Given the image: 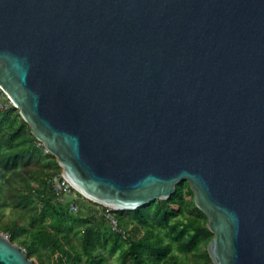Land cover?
Masks as SVG:
<instances>
[{"label":"water","instance_id":"obj_1","mask_svg":"<svg viewBox=\"0 0 264 264\" xmlns=\"http://www.w3.org/2000/svg\"><path fill=\"white\" fill-rule=\"evenodd\" d=\"M0 88L83 195L187 180L214 263L264 264V0H0Z\"/></svg>","mask_w":264,"mask_h":264},{"label":"trees","instance_id":"obj_2","mask_svg":"<svg viewBox=\"0 0 264 264\" xmlns=\"http://www.w3.org/2000/svg\"><path fill=\"white\" fill-rule=\"evenodd\" d=\"M0 97L10 100L1 88ZM62 172L57 157L35 136L19 108L12 103L1 104L0 229L9 231L10 239L24 246L30 258L36 256L38 264H44L42 248L58 256L57 264H84L83 258L91 264H106V256L97 248L105 238L112 251L119 250L122 264L165 261L175 254L174 247L187 255L202 253L188 264H215L208 252L214 233L207 225V214L195 202L189 181L178 183L168 199H156L135 209H113L119 230L107 236L102 229L106 217L90 210L91 204L107 209L106 205L77 190L76 211L56 199L53 178ZM188 193L192 194L190 199ZM8 206L28 212L30 228L18 219L4 223L2 210ZM127 214H133L138 222L133 224ZM77 223L86 224L80 249L71 238Z\"/></svg>","mask_w":264,"mask_h":264},{"label":"rangeland","instance_id":"obj_3","mask_svg":"<svg viewBox=\"0 0 264 264\" xmlns=\"http://www.w3.org/2000/svg\"><path fill=\"white\" fill-rule=\"evenodd\" d=\"M10 103L13 104L11 99L8 101L6 99V97H0V105L1 104L10 105ZM184 190H185V192H189L188 187H185ZM76 192H75V194L78 195V193H76ZM191 196H192V194H190V193L186 194V197L189 199L191 198ZM173 205L175 207L177 206L176 203ZM38 207H40V205ZM90 210L98 216H105L106 217L107 220L103 224L102 229H104L107 236L108 235H114V232L117 229L112 224L110 217L107 213V209L101 205L91 204ZM2 217H3L2 219H3L4 223L11 221L13 219H18L20 223L25 224L28 226V228H30V223H29L30 214L24 210L17 209L13 206H8L2 210ZM126 218L131 219L133 221V224L138 222L134 218L133 214H127ZM85 227H86L85 223H77L74 227L72 234H71V238L73 240V243L76 245V247L78 249L81 248V237H82V233H83ZM0 233L7 236L8 238H10V232L7 231L6 229H0ZM25 235H26V233H23L22 237H25ZM166 241H167V239H166ZM14 242L18 243L16 241H14ZM20 246L25 249L24 246H22V245H20ZM97 248L106 256V264H122L120 261V257H119V250L112 251L110 242L108 240H106V238L103 239L100 244H98ZM41 253H42L43 258H44V264H57V261H58L57 257L58 256L52 254L50 249L42 248ZM173 253H175V254H173ZM173 253H172L173 255H170L168 257V259H166L165 261L163 260V261L157 262L155 264H188V263H192L194 261L195 257H201V254H202V253H194V254L187 255L183 252L178 251L176 249V247H174ZM32 259L37 260V257L35 256ZM82 262L84 264H91L87 258H83Z\"/></svg>","mask_w":264,"mask_h":264},{"label":"built area","instance_id":"obj_4","mask_svg":"<svg viewBox=\"0 0 264 264\" xmlns=\"http://www.w3.org/2000/svg\"><path fill=\"white\" fill-rule=\"evenodd\" d=\"M53 182L56 199L60 202L69 204L70 210H78V204L75 201V199L78 198V195L75 194L76 188L74 185L66 177H64L63 174L61 176L55 175ZM113 209L114 208L107 206V213L114 227L119 230L118 220L113 212Z\"/></svg>","mask_w":264,"mask_h":264}]
</instances>
